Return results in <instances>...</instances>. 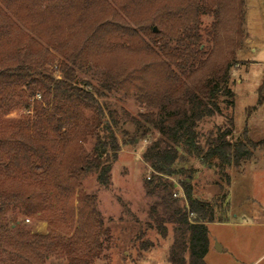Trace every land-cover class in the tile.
Wrapping results in <instances>:
<instances>
[{
	"label": "trees",
	"instance_id": "obj_1",
	"mask_svg": "<svg viewBox=\"0 0 264 264\" xmlns=\"http://www.w3.org/2000/svg\"><path fill=\"white\" fill-rule=\"evenodd\" d=\"M246 1L0 0V114L14 106L25 111L0 124V264L54 257L93 264L110 248L111 230L84 181L94 174L111 185L120 112L100 98L113 92L136 96L147 109L140 113L143 134L158 132L143 154L154 171L148 194L159 198L148 225L163 238L172 226L171 264H207L215 206L186 180L181 206L170 177L192 172L186 165L197 159L230 183L227 169L250 161L258 146L247 125L234 139L233 121L199 130L223 114L221 97L235 104L228 84L247 38ZM205 16L213 18L208 26ZM82 71L98 74V85L79 82ZM258 93L262 106L264 76ZM214 187L224 200L223 184ZM17 214L46 221L47 233L33 232Z\"/></svg>",
	"mask_w": 264,
	"mask_h": 264
},
{
	"label": "rangeland",
	"instance_id": "obj_2",
	"mask_svg": "<svg viewBox=\"0 0 264 264\" xmlns=\"http://www.w3.org/2000/svg\"><path fill=\"white\" fill-rule=\"evenodd\" d=\"M212 20L211 16L203 17V25H210ZM246 31L245 47L230 70L228 87L234 94L235 104L228 105L227 98L221 97L223 114L206 118L200 123L199 130L206 134L219 127L227 129L233 121V137L237 139L247 125L250 137L258 143L252 159L240 168L227 169L230 183L221 177L218 168L204 165L197 159H191L186 165L192 172L170 177L175 183L174 196L180 199L181 206L186 202L184 180L193 186L196 197L215 206L216 221L208 223L207 264H264V103L258 106V89L264 76V0L246 1ZM204 47H210V44L205 42ZM77 77L79 82L98 85V74L93 72L82 71ZM100 101L120 112V124L115 131L122 146L118 160L113 163L109 187L99 184L94 174L84 181V190L97 195L99 210L112 233L110 248L93 264H171L172 226L168 225L169 235L163 238L154 226L148 225L150 207L159 198L148 194L147 181L154 171L143 154L158 138V132L152 130L143 134L145 123L140 113L147 109L136 96L126 97L123 92H113ZM23 115L24 109L14 106L0 114V124ZM133 117L141 122H135ZM132 138L135 143H130ZM86 144L91 150L94 141L90 139ZM217 181L223 184V192L227 193L224 200L220 198L222 192H215ZM17 217L35 233H47L49 229L46 221L27 219L18 214ZM220 218L225 221H219ZM64 262L65 259L54 257L48 264Z\"/></svg>",
	"mask_w": 264,
	"mask_h": 264
},
{
	"label": "water",
	"instance_id": "obj_3",
	"mask_svg": "<svg viewBox=\"0 0 264 264\" xmlns=\"http://www.w3.org/2000/svg\"><path fill=\"white\" fill-rule=\"evenodd\" d=\"M154 29H155V31H157V27H155Z\"/></svg>",
	"mask_w": 264,
	"mask_h": 264
}]
</instances>
